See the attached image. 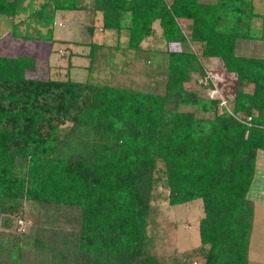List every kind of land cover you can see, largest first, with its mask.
Listing matches in <instances>:
<instances>
[{
    "label": "trees",
    "instance_id": "1",
    "mask_svg": "<svg viewBox=\"0 0 264 264\" xmlns=\"http://www.w3.org/2000/svg\"><path fill=\"white\" fill-rule=\"evenodd\" d=\"M24 1L0 0V15L16 17ZM87 1L103 30L126 31V50L144 54L153 22L177 43L185 42L180 22L191 21L202 57L220 58L236 76L231 110L218 113L219 99L185 88L190 73L202 71L189 50H165L160 90L68 74L30 78L34 57L0 55V264H168L147 234L159 183L171 204L202 201L194 249L201 264H248L249 191L264 151V57L235 51L238 40L253 38V0L30 2V18L47 27L37 38H53L57 11L85 10ZM89 46L92 66L101 45ZM16 217L29 221L26 231H9Z\"/></svg>",
    "mask_w": 264,
    "mask_h": 264
},
{
    "label": "rangeland",
    "instance_id": "2",
    "mask_svg": "<svg viewBox=\"0 0 264 264\" xmlns=\"http://www.w3.org/2000/svg\"><path fill=\"white\" fill-rule=\"evenodd\" d=\"M215 3L216 0H199ZM38 7L44 0H25L16 17L0 15V55H29L36 60V69L28 72L27 77L48 79L59 76L83 81L89 77L99 82L153 90L161 88L160 73L166 67L165 50L191 51L199 56L202 71L190 73L184 83L185 88L197 92L205 98L219 99L218 113L223 108H230L236 89V76L225 71L220 58L202 57L200 43L191 40V21L180 22L185 42L168 43L162 36L158 21L153 22V33L141 42L144 53L126 50L127 32L122 30L102 29V16L94 13L92 2L87 1L85 10L57 11L52 25V39H38L37 28L47 34V27L37 26L36 20L30 18V4ZM171 2V0H166ZM254 11L258 16L251 20L253 38L238 40L236 54L264 57V0H253ZM88 9V10H87ZM16 24V25H14ZM93 26V33H89ZM22 34L31 32L32 39L16 36L13 29ZM101 45L97 49V59L90 63L89 42ZM71 52V53H70ZM70 53V55H69ZM100 55V56H99ZM147 57V59L145 58ZM149 58V59H148ZM147 60V61H146ZM149 60V62H148ZM96 61H99L98 63ZM154 65V66H153ZM160 87V88H159ZM231 110V108H230ZM68 125V124H66ZM264 151H259L256 161L255 180L251 184L249 198L254 202V219L249 245L248 264H264ZM261 188V189H260ZM150 200L152 214L147 226L150 236L151 251L168 264L188 261L201 264L202 257L194 252L199 247L198 223L203 216L202 201L196 200L184 204H171L169 189L159 183L152 191ZM263 196V197H261ZM26 213L29 212L26 204ZM32 209L31 211H33ZM34 212V211H33ZM27 215L25 214V217ZM29 217V216H28ZM13 222L9 231H26L27 219ZM30 219V218H29ZM3 231L2 228H0Z\"/></svg>",
    "mask_w": 264,
    "mask_h": 264
},
{
    "label": "built area",
    "instance_id": "3",
    "mask_svg": "<svg viewBox=\"0 0 264 264\" xmlns=\"http://www.w3.org/2000/svg\"><path fill=\"white\" fill-rule=\"evenodd\" d=\"M250 119H251L250 117H247V119H246V120H244L243 122H245V123L249 124V121H250ZM239 120H241V121H242V119H240V118H239Z\"/></svg>",
    "mask_w": 264,
    "mask_h": 264
},
{
    "label": "crops",
    "instance_id": "4",
    "mask_svg": "<svg viewBox=\"0 0 264 264\" xmlns=\"http://www.w3.org/2000/svg\"><path fill=\"white\" fill-rule=\"evenodd\" d=\"M261 189V188H260ZM263 189H264V187H263ZM261 197H263V196H261Z\"/></svg>",
    "mask_w": 264,
    "mask_h": 264
}]
</instances>
